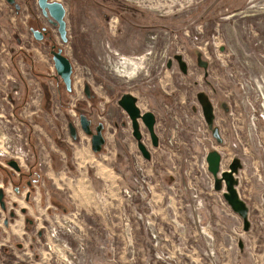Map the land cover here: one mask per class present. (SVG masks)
Instances as JSON below:
<instances>
[{"label":"rangeland","instance_id":"374dc122","mask_svg":"<svg viewBox=\"0 0 264 264\" xmlns=\"http://www.w3.org/2000/svg\"><path fill=\"white\" fill-rule=\"evenodd\" d=\"M59 1L66 7L68 42L38 0H19V12L0 0V146L25 148L29 154L20 162L48 179L42 154L39 169L29 160L33 136L62 148L70 123L84 135L80 114L102 122L110 138L118 122L114 138L124 144L113 178L90 168L95 191L82 198L53 187L56 192L40 188L37 201L36 187L26 203L27 190L17 195L6 186L17 218L6 227L9 214L0 206V264H264V0H129L132 7L110 12L104 0ZM44 26L48 34L36 39L31 27ZM53 45L73 63L72 92L56 71ZM198 53L210 63L207 80ZM126 91L142 110L156 113L159 148L142 125L151 161L139 151L132 127H122L128 116L118 100ZM198 91L212 96L222 143L202 117ZM211 146L222 152L224 169L235 157L243 160L238 189L250 206L248 232L214 188L205 159ZM26 217L35 223L29 230ZM54 227L61 229L57 239ZM39 231L44 234L34 241Z\"/></svg>","mask_w":264,"mask_h":264},{"label":"water","instance_id":"95a60500","mask_svg":"<svg viewBox=\"0 0 264 264\" xmlns=\"http://www.w3.org/2000/svg\"><path fill=\"white\" fill-rule=\"evenodd\" d=\"M16 0H8L10 3H15ZM44 14L48 16L49 20L56 26H58L60 36L64 42H68V29L66 21V7L62 1L59 0H38ZM20 7V4H16ZM31 30L36 39H43V34L40 29L31 27ZM180 65L184 72V64L182 61V55H177ZM52 58L58 75L62 78L68 92L73 91V63L68 56L63 52L62 48L52 51ZM86 92L90 94V86L86 85ZM202 107L204 116L207 121L208 128L213 133L214 137L219 143L223 142L220 135V128L215 124L214 106L210 99L206 98V101L202 100ZM118 104L127 113L132 122L133 135L136 138L139 151L145 159L152 160V150L150 146L144 141V135L142 132V124H144L151 136L152 145L155 148L160 147V136L156 130L157 116L152 110L144 111L139 106V99L133 93L126 91L118 100ZM80 124L82 130L92 139V148L94 152H100L103 145L106 143V137L103 133L104 124L99 123L97 132L93 133L92 122L86 114H80ZM71 134L74 139L78 138V127L73 123H70ZM205 159L208 164V170L214 177V188L216 191H223V196L232 210L238 214L243 221V229L248 232L252 228L250 221V206L248 202L242 198L238 186L240 185V172L244 168L243 160L240 157H235L228 165V168L224 169L223 154L216 147L211 146L208 153L205 155ZM10 165L16 169H20L18 162L15 160L10 161ZM4 195V191L0 189V200ZM240 247L244 249V242L240 239Z\"/></svg>","mask_w":264,"mask_h":264},{"label":"crops","instance_id":"0c3cea01","mask_svg":"<svg viewBox=\"0 0 264 264\" xmlns=\"http://www.w3.org/2000/svg\"><path fill=\"white\" fill-rule=\"evenodd\" d=\"M35 114L37 115V112L32 111V117H34ZM31 125L33 127V133L36 135L35 129L37 126L39 128L40 124L35 123ZM115 133H118V126H116L115 131L112 133L114 137L116 135ZM81 134L80 136L78 135L77 139H74L71 134L70 140L68 139V142L65 143L62 148H59V146L55 144L49 145L48 148L39 136H33L34 138L31 144L33 155H31L29 160H34L35 165L38 166L37 168L39 169L41 164L40 157L42 154V157L46 160V169L43 172L49 177L48 179H41L40 183L36 185V187L39 188L37 201L41 199L40 188L44 192L47 190L56 192L53 187H67L69 193L78 194L81 198L84 197L83 194L94 192L95 185L89 175L90 168L92 169L94 166L96 167L94 171L95 174L100 175L102 179L106 176L113 178L111 174H115L114 164L119 154V144H122L123 140L114 137L110 138L106 135L105 131L106 143L103 145L100 152H94L91 137L85 132L84 135ZM52 149L55 152H59L58 158L52 155ZM31 164L32 163H30V165Z\"/></svg>","mask_w":264,"mask_h":264},{"label":"flooded vegetation","instance_id":"af4514ba","mask_svg":"<svg viewBox=\"0 0 264 264\" xmlns=\"http://www.w3.org/2000/svg\"><path fill=\"white\" fill-rule=\"evenodd\" d=\"M8 1V0H7ZM85 3L89 4V3H92L93 0H84ZM20 4V7H17L16 4ZM9 4L12 5V7H14L15 11L19 12L21 10V3L19 2V0H16L15 3H10ZM103 5L102 8L106 10V7H107V11L110 12L112 11V9H120V7L124 6L126 8H130L133 6V3H131L129 0H104L103 1ZM231 5V4H230ZM233 8V6H230V7H227V9L231 10ZM107 18H108V14H106ZM121 18V22L124 23L125 21H127L128 23V19L126 18V16H120ZM130 24V23H129ZM125 25V24H124ZM126 27V25H125ZM42 34H43V37H46V35L48 34V29L46 26L42 27V29H40ZM58 50V47H56V45H53L52 47V50ZM178 54H175L174 55V59H176V61L178 62L180 68L182 69V66L180 65V62H179V59H177V56ZM174 59H170L169 62H168V66L171 67L172 64L174 63ZM182 61L183 64H184V68H185V71L184 72L185 74L188 73V64L185 62L183 56H182ZM196 64L197 66L203 70V73H204V76L206 78V80L208 79V76H209V66H210V63L209 61H207L206 58H204L202 56V54L198 53L197 55V59H196ZM183 70V69H182ZM61 78V77H60ZM62 79V78H61ZM64 83V82H63ZM87 96L90 97L91 96V93L88 95V93L86 92ZM206 98L210 99V101L212 102L213 106H214V114H215V124H216V120H217V114H216V106L212 100V96H210L206 91H198L197 92V99H198V102L200 103V106H201V109H202V112H203V119L207 125V121H206V118L204 116V111H203V107H202V100L206 101ZM225 110L227 112L230 111V109L228 108V106L226 107L225 105ZM232 114V111L229 112V117L231 116ZM87 115V114H86ZM224 115V114H223ZM227 115H224L225 116V121L228 122V124L230 123V119ZM88 116V115H87ZM128 116V115H127ZM89 117V116H88ZM128 119L126 121H122L121 124H122V127L123 129L130 125L132 127V122H131V119L129 118V116L127 117ZM91 122H92V130H93V133H96L97 132V127L99 125L100 122H97L96 124H94V121L90 118ZM143 125V124H142ZM217 125V124H216ZM116 126H118V122L116 123ZM218 126V125H217ZM143 127V126H142ZM208 127V125H207ZM219 127V126H218ZM147 128V127H146ZM220 128V127H219ZM209 129V128H208ZM105 130H106V127L104 126L103 128V133L105 135ZM210 130V129H209ZM211 131V130H210ZM142 132H143V135H144V131L142 129ZM70 134H71V129H70ZM132 134H133V127H132ZM79 135V134H78ZM213 135V133H212ZM220 135L222 137V134H221V129H220ZM214 136V135H213ZM91 137V136H90ZM106 137V136H105ZM134 137V135H133ZM151 137V136H150ZM3 138V136H2ZM135 138V137H134ZM216 139V138H215ZM223 139V137H222ZM136 140V138H135ZM217 140V139H216ZM144 141H145V135H144ZM218 141V140H217ZM224 141V139H223ZM146 142V141H145ZM152 142V141H151ZM6 145H7V148L4 149V148H1L0 146V189L2 188L3 191H4V195L2 196V199L0 200V206L6 210L8 212V217L9 218H6L5 219V225L6 227H9L10 225V220L9 219H16L17 218V215H16V212L15 211H10L9 210V207L7 205L8 203V200H7V193H6V186H9L11 185L14 189H15V193L18 195V194H22V192L24 190H27L26 191V194H25V202L26 203H31L32 199H33V190L34 188H36V185L40 183V181H38V176H33L35 175V173L33 172L34 169L32 168L30 173H32L31 176H26V172H28L30 170V167L27 169L24 167V165L20 162V158L17 156H14V155H11V156H8L9 152H8V149H9V144L8 142H6ZM11 148H13V146L11 145ZM2 149V150H1ZM8 153V154H7ZM7 155V156H6ZM13 157V158H12ZM12 160H15L18 162V165L20 167V169H16L15 167L11 166L10 165V161ZM39 173V172H38ZM18 203H15V206H17ZM22 212L25 214H29L30 212L28 211L27 207H24L22 206L21 208ZM26 222L28 224V230L30 229L31 226H33L35 223H34V220L32 218H29V217H26ZM43 232L39 231V233H37L35 235V237L33 238V240H38L39 237H42L43 236ZM20 245V248L22 247V244H19Z\"/></svg>","mask_w":264,"mask_h":264},{"label":"built area","instance_id":"2783aa9c","mask_svg":"<svg viewBox=\"0 0 264 264\" xmlns=\"http://www.w3.org/2000/svg\"><path fill=\"white\" fill-rule=\"evenodd\" d=\"M9 147V149H8V152L9 153H11L12 155H14V156H18L19 158H21V157H27L28 156V154L29 153H27L25 150V148H15V147H13V148H11V145H9L8 146ZM66 223H70V221H66ZM69 225V224H68ZM72 228H68V231H72L71 230ZM61 230V229H60ZM60 230H57L55 227L53 228V230L51 231V235L53 236V237H55V239H57L58 238V232L60 231ZM64 231H66V230H64Z\"/></svg>","mask_w":264,"mask_h":264},{"label":"trees","instance_id":"16d2710c","mask_svg":"<svg viewBox=\"0 0 264 264\" xmlns=\"http://www.w3.org/2000/svg\"><path fill=\"white\" fill-rule=\"evenodd\" d=\"M56 47H57V46H56ZM58 48H60V47H58ZM20 108H21V107H20ZM20 108H19V109H20ZM32 168L34 169L33 172L35 173V175H33V176H38V179H37V180H38V181H41V174L38 173L37 169H36L34 166H33V167L30 166V170H29L28 172L25 173L26 176H27V175H28V176H31V175H32V173H30V171H31Z\"/></svg>","mask_w":264,"mask_h":264}]
</instances>
